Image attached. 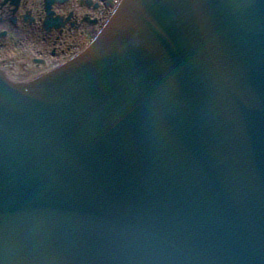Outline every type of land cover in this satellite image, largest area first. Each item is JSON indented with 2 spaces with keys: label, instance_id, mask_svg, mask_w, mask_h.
Instances as JSON below:
<instances>
[{
  "label": "water",
  "instance_id": "1",
  "mask_svg": "<svg viewBox=\"0 0 264 264\" xmlns=\"http://www.w3.org/2000/svg\"><path fill=\"white\" fill-rule=\"evenodd\" d=\"M0 264H264V0H119L0 68Z\"/></svg>",
  "mask_w": 264,
  "mask_h": 264
},
{
  "label": "bare ground",
  "instance_id": "2",
  "mask_svg": "<svg viewBox=\"0 0 264 264\" xmlns=\"http://www.w3.org/2000/svg\"><path fill=\"white\" fill-rule=\"evenodd\" d=\"M92 1L93 3L90 5L84 4L81 0L55 1L53 5H50L54 11V17L62 16L64 18L71 13L72 17L67 24L63 25V28L52 26L50 29L45 26V18L49 8L47 0H19L17 4L11 3L18 11L20 18L24 20H22L23 27L12 30L11 23L8 20H3L0 21V30L2 31L0 33L5 36L4 39L11 43L22 35L23 39L28 36L36 44L28 46L25 40H21V45L17 47L19 50L8 47L7 49L12 51H7L1 55L0 60L3 62H0V68L6 72L22 59L34 53L39 54L49 62L67 60L75 56L94 40L103 26V23L101 26L98 23L108 20L118 2V0H113L111 3H108V0ZM95 3L98 5L95 6ZM87 18L97 19L98 22L92 23ZM72 20L75 21V24H71ZM33 23L34 25H32ZM49 44H51V49L56 51L62 49L63 53L57 56L51 54Z\"/></svg>",
  "mask_w": 264,
  "mask_h": 264
},
{
  "label": "rangeland",
  "instance_id": "3",
  "mask_svg": "<svg viewBox=\"0 0 264 264\" xmlns=\"http://www.w3.org/2000/svg\"><path fill=\"white\" fill-rule=\"evenodd\" d=\"M86 5H88L87 3H84ZM14 7L13 5L11 4L10 1H6V0H0V21H3V20H8L10 23H11V26H12V30H18V28H21L23 27V24L22 22L24 21L22 18H20L19 14H18V11H13ZM16 16V17H19V21L18 22H13L11 19L13 18L12 16ZM23 20V21H22ZM101 23H105L104 21H100L98 24L101 26L102 24ZM26 24H28V22H26ZM34 25V23L32 24ZM30 26V25H28ZM0 32H2L0 30ZM10 32V31H9ZM11 33H13V31H11ZM20 35V34H19ZM7 37V36H6ZM5 36H1L0 34V57L3 53H6L7 51H12L10 49H7L8 47L9 48H14V49H18V45H21L20 43L25 40L26 43L28 44V46L30 45H34L36 44V42H32L31 38L30 37H26V39H23L22 35H20L17 39L14 40V42H10L8 41L7 39H4ZM13 38V37H12ZM49 39V38H48ZM22 40V41H21ZM21 41V42H20ZM50 41V39H49ZM16 42V43H15ZM43 43V42H42ZM51 44H49V48H50ZM13 49V50H14ZM51 49V48H50ZM53 49V48H52ZM51 49V50H52ZM19 50V49H18ZM58 50H62V49H58ZM68 51V50H67ZM66 51V53H67Z\"/></svg>",
  "mask_w": 264,
  "mask_h": 264
}]
</instances>
